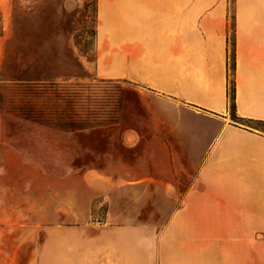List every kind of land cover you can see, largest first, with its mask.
<instances>
[{
    "label": "crops",
    "instance_id": "0c3cea01",
    "mask_svg": "<svg viewBox=\"0 0 264 264\" xmlns=\"http://www.w3.org/2000/svg\"><path fill=\"white\" fill-rule=\"evenodd\" d=\"M231 37L235 113L264 123V0H233L232 16L230 0H96V77L135 87L165 130L154 150L169 137L185 162L155 163L163 179L85 173L79 226L52 227L47 264H246L247 250L261 264L246 235L264 234V136L229 115ZM147 203L160 224L138 220Z\"/></svg>",
    "mask_w": 264,
    "mask_h": 264
},
{
    "label": "rangeland",
    "instance_id": "374dc122",
    "mask_svg": "<svg viewBox=\"0 0 264 264\" xmlns=\"http://www.w3.org/2000/svg\"><path fill=\"white\" fill-rule=\"evenodd\" d=\"M95 2L0 0V264H47L52 227L79 226L73 216L88 171L115 177L128 168L134 179H163L155 163L185 162L169 137L161 156L154 150V135L165 130L135 87L96 77ZM229 115L264 136V123L241 120L230 107ZM145 146L152 151L143 155ZM105 211L94 200L88 221L101 223ZM158 214L147 203L138 220L160 224ZM246 242L262 244L255 262L264 264V234ZM245 255L253 264L252 252Z\"/></svg>",
    "mask_w": 264,
    "mask_h": 264
},
{
    "label": "trees",
    "instance_id": "16d2710c",
    "mask_svg": "<svg viewBox=\"0 0 264 264\" xmlns=\"http://www.w3.org/2000/svg\"><path fill=\"white\" fill-rule=\"evenodd\" d=\"M231 53L229 55V61H231V65L228 66V74H227V81H228V87H227V97L229 99V107L232 112L235 113V88H234V70H235V60H234V53H233V42H231ZM2 75V74H1Z\"/></svg>",
    "mask_w": 264,
    "mask_h": 264
}]
</instances>
